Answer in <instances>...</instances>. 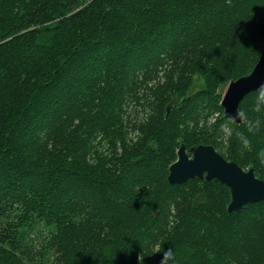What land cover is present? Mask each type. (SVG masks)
<instances>
[{
  "label": "trees",
  "instance_id": "1",
  "mask_svg": "<svg viewBox=\"0 0 264 264\" xmlns=\"http://www.w3.org/2000/svg\"><path fill=\"white\" fill-rule=\"evenodd\" d=\"M263 48L264 0H0V264H160L157 244L264 264V201L229 212L219 180H168L182 144L218 145L191 123L225 120ZM250 139L228 155L264 179V125Z\"/></svg>",
  "mask_w": 264,
  "mask_h": 264
},
{
  "label": "water",
  "instance_id": "2",
  "mask_svg": "<svg viewBox=\"0 0 264 264\" xmlns=\"http://www.w3.org/2000/svg\"><path fill=\"white\" fill-rule=\"evenodd\" d=\"M262 83L264 48L253 70L229 83L221 101L224 113L235 116L243 98ZM190 151L192 155L185 144L178 148V158L169 169L170 183L182 184L196 177L206 181L217 179L230 188L229 212L239 211L252 202L264 201V179L256 175L253 167L246 170L235 160H227L213 145L199 144L192 146Z\"/></svg>",
  "mask_w": 264,
  "mask_h": 264
},
{
  "label": "clouds",
  "instance_id": "3",
  "mask_svg": "<svg viewBox=\"0 0 264 264\" xmlns=\"http://www.w3.org/2000/svg\"><path fill=\"white\" fill-rule=\"evenodd\" d=\"M252 112L260 114L256 116H250L247 111L237 109L235 116H229L224 113L225 123L221 125V132L223 137L231 139L233 136L239 141L243 149L251 150L252 141L250 136H255L261 131L262 125H264V83L254 91V102L251 109ZM239 120V123H237ZM234 125H243L246 129V133L234 127ZM162 254L160 264H171L176 257L172 248L165 250L162 245L157 244L153 255ZM141 255L138 257V264L142 261Z\"/></svg>",
  "mask_w": 264,
  "mask_h": 264
},
{
  "label": "rangeland",
  "instance_id": "4",
  "mask_svg": "<svg viewBox=\"0 0 264 264\" xmlns=\"http://www.w3.org/2000/svg\"><path fill=\"white\" fill-rule=\"evenodd\" d=\"M202 86H203V82H198L197 83V88L198 87L200 88ZM227 87L224 90V94H225V92L227 90ZM224 94H223V96H224ZM130 112H131L130 113V115H131L130 118H132V119L128 120L130 123L131 122L139 123V121L145 119L147 114H148L147 113L148 111L143 110L141 108H139L138 111H133V112L130 110ZM196 123H197V125H196ZM224 123H225V120L223 119L220 111H216V112H214L212 114H208L207 112H202L201 115L198 117L197 122L195 120L192 121L191 126H198L197 129H209V130L211 129L212 131H214L213 128H215V126H218L219 131L217 132V134H218L217 141L219 143H218V145H216V146L213 145V146L227 160L230 161L232 159L228 155L229 154L228 149H229V146H230V140L231 139H226V138L223 137V134L221 132V125L224 124ZM141 134H142V132H141L140 128L135 126L133 123H132V125H130V127L127 128V136H128L127 138L129 139L130 143H133L134 141L138 140V138H139V136H141ZM209 145H211V144H209ZM188 152H190L189 154L192 155L190 149L188 150ZM177 158H178V155H177ZM244 169L248 170L249 168L246 167ZM172 210H173L172 213L176 214V208L173 207Z\"/></svg>",
  "mask_w": 264,
  "mask_h": 264
}]
</instances>
